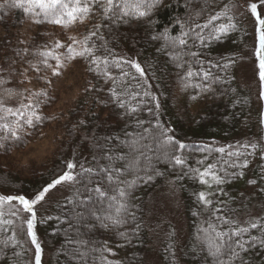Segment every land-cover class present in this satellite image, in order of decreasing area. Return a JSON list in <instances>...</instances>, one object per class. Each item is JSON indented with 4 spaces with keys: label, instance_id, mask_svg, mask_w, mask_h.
<instances>
[{
    "label": "trees",
    "instance_id": "trees-1",
    "mask_svg": "<svg viewBox=\"0 0 264 264\" xmlns=\"http://www.w3.org/2000/svg\"><path fill=\"white\" fill-rule=\"evenodd\" d=\"M211 3L212 0H115L119 7L107 15L96 7L84 19L88 21L86 35L96 31L90 41L96 56L108 61H135L145 74L141 77L129 63L122 65L123 71L129 73L125 77L109 63L107 70L115 78L109 79L103 75V64L97 69L84 58L90 89L69 112L63 127L65 141L48 169L19 176L0 167V192L31 200L67 171L69 158L79 165V182L71 183L69 191L47 214L34 221L36 237L51 253L49 264H147L144 203L166 179H172L182 192L188 233L179 259L174 238L168 235L158 251L161 264H217L208 254L202 231L210 221L218 231L249 229L230 238V242H247L244 250L237 249L239 256L226 254L221 259L230 264H264V217H251L245 222L238 217V198L249 173L229 168L226 159L232 141L245 136L246 142L252 140L256 120L259 136L262 131L252 100L236 80L237 64L250 35L244 24L229 14L233 30L217 34L212 25L204 28L213 16ZM125 4L129 5L127 9ZM139 11L146 15L139 16ZM10 15H14L11 19L15 22L20 19L19 12H9V7L1 3V22ZM222 22H228L226 17L214 24ZM180 39L186 43L181 45ZM189 69L197 74L188 77ZM204 72L209 73L207 78ZM113 90L126 101L125 108L112 99ZM131 107L136 108L134 113H129ZM157 126L168 130L167 135L176 142L168 156L155 147ZM141 135L144 139L137 148L148 159L139 157L138 170L128 168L132 156L138 155L129 144ZM180 143L185 145L183 149ZM218 148L225 151L218 152ZM173 156H180L183 163L177 165ZM80 165L95 171L91 176H81ZM105 165L120 170L121 181H136L128 190L127 211L121 214L123 223L115 226L102 219L112 214L109 201L85 191L99 186L109 196L114 194L106 175L99 172ZM209 165L222 183L216 184L211 175L201 183L200 173ZM254 170L258 176V167ZM201 192L210 204L199 200ZM3 218L9 220L5 213ZM224 220L231 223L225 224ZM253 222L257 228L250 227ZM12 232V225L7 232L0 230V264H29L17 238L14 247L2 243Z\"/></svg>",
    "mask_w": 264,
    "mask_h": 264
},
{
    "label": "rangeland",
    "instance_id": "rangeland-1",
    "mask_svg": "<svg viewBox=\"0 0 264 264\" xmlns=\"http://www.w3.org/2000/svg\"><path fill=\"white\" fill-rule=\"evenodd\" d=\"M1 3L9 5L11 0H0ZM253 3L257 4V14L264 19V3L261 0H212L211 3V15H217L227 8L228 14L243 23L250 35L237 64L236 80L239 87L252 100L255 118L261 120L262 131L259 136L257 120L254 119L256 121L252 140L246 142L245 136L232 141L230 153L238 152L240 155L226 156L229 168L234 167V170H237L238 167L243 172L249 173L248 182L238 198L240 207L238 217L239 221L244 222L251 217H264V159H262L264 156V98L261 97L262 88L255 54L257 21L249 7ZM11 11L20 13L18 22L13 21L14 15L8 16L3 22L0 18V80L7 81L6 84L0 85V99L7 106L16 107L21 100L19 93L24 95H27L28 91L48 93L47 101L40 103L36 109L43 119L34 123L32 127L22 124L19 130V135L23 138L21 141L4 140L3 137L8 136L9 133L0 129V144L4 145L0 147V167L16 175L27 176L48 169L49 163L65 141L63 127L69 112L85 91L90 89L84 58L63 60L58 76H52L50 69H42L38 76L29 67L30 63L36 62V57L32 53L38 50H53L56 54H64L65 49H55V43L59 41L67 45L71 43L69 37H84L87 33L88 21L84 20L82 23L77 21L67 27H61L48 23L42 13L38 16L25 14L22 9L9 7V12ZM18 52L19 55H17ZM50 63L54 65L55 61ZM5 89H14L18 94L10 99ZM0 115L7 116V113H0ZM15 119V117L7 116L8 121ZM5 122L0 120V123ZM252 144L256 147L252 148L250 146ZM244 145L249 147L245 148ZM245 161L247 167H242ZM68 162L75 164L76 160L69 158ZM256 167L260 173L258 176L255 175ZM78 168L79 165L72 171L76 174ZM225 169L227 170L226 166ZM249 181H256V183L250 184ZM70 184L61 183L46 193L44 200L34 206L35 220L47 214L49 208L69 191ZM209 184H211L210 181H208ZM0 196L9 195L0 192ZM17 209H22V206L17 201H12L11 204H3L0 211L13 221L15 237L26 252L29 264H35V247L27 236L26 228V218H30V214L21 210L20 218L9 215ZM143 223L148 236L145 249L146 263L161 264L158 251L168 235L174 238L179 259L186 242L188 227L183 195L172 179H166L146 197ZM37 242L42 250L41 264H49L50 251L38 238ZM178 264L181 263L178 262Z\"/></svg>",
    "mask_w": 264,
    "mask_h": 264
},
{
    "label": "snow or ice",
    "instance_id": "snow-or-ice-1",
    "mask_svg": "<svg viewBox=\"0 0 264 264\" xmlns=\"http://www.w3.org/2000/svg\"><path fill=\"white\" fill-rule=\"evenodd\" d=\"M264 3V0H261ZM8 7H13L16 9H22L25 14H33V15H40L43 14L44 18L48 23L59 25L61 27H67L69 24L74 22H83L93 11L94 8L100 7L102 9L103 14L107 15L110 13L114 8L119 7V5L115 4V0H11V3L7 5ZM129 7L128 4L124 5V8L127 9ZM139 8V5L136 6ZM251 14L256 17L257 27H256V48L255 54L258 61V68H259V79L261 81V97L264 98V19L260 18L257 14V4L253 3L250 6ZM125 15H128V12L125 11ZM139 16H145L146 12L139 11ZM221 17H226L227 23H220L218 26L214 24L215 21L221 20ZM232 17L228 15V9L217 15L211 16L209 21L203 25L204 28H208L209 25L213 26V30L217 34H223L228 32L229 30H233L235 25L231 23ZM99 26H97L98 28ZM96 35V31L90 32L82 38L76 37H69L71 43L67 45L61 44L59 41L55 43V49L64 48V54H56L53 50H38L32 55L36 57L35 63H30L29 67L31 70L35 71L39 76L40 72L43 70H51L52 76L60 75L59 69L62 68V61L63 60H72L76 57L85 58L91 61V64L95 65L97 69L100 68V65H104L103 75L108 77L109 79H115L110 76L109 71L107 70L109 63L114 64L117 69L121 70L122 76H128L129 73L123 71L122 65L129 64L140 76H144V71L137 64L135 61L129 60H101L100 57L95 55L94 52V45L90 43L92 38ZM180 44L184 45L186 42L183 39H180ZM26 51V50H25ZM20 53L18 52L17 55ZM195 56V53H192ZM50 61H55L53 65ZM227 67V65H225ZM191 69L187 72L188 77H192L196 75ZM204 77L207 78L209 75L208 72L203 73ZM51 82V81H47ZM7 81L0 80V85L6 84ZM8 94V97L14 98L18 93L14 89H5ZM21 96V100L19 106L16 107H9L7 106L2 99H0V113H7V116L15 117V120L8 121L7 116L0 115V120H5V123H0V129L8 132L9 135L3 137L4 140L11 139L13 141H21L23 138L19 135V130L21 129L22 124L27 125L28 127L34 126V123L40 122L43 117H41L36 109L37 106L47 101L48 93L46 91H28L27 95L23 93H19ZM148 93L145 92V96ZM112 99L115 100L121 108H125L126 101L115 92L112 91ZM154 99V98H153ZM129 113H134L136 111L135 107H131L128 109ZM159 127V126H157ZM148 129H145L147 132ZM166 129L163 127H159L158 136L154 137L156 140L155 147L157 150H160L163 155L168 156L170 152L173 150V146L176 142L173 141L171 136L167 135ZM144 136L141 135L138 139H134L129 144L130 150L134 154L130 162L128 163L127 167L131 169L138 170L139 165V157L143 156L145 159L148 157L145 153L137 148L140 140H143ZM252 148H255L256 145H250ZM0 147H4L3 144H0ZM185 147L184 144L180 143L179 148L183 149ZM245 148L249 147V145H244ZM151 151V148L148 149ZM216 151L223 153L225 151L224 148H218ZM230 156L232 155H240V153H229ZM109 160L112 159L111 156L108 157ZM119 159H124V157H119ZM172 159L175 160L177 165L183 163L182 158L180 156H173ZM264 159V156H262ZM77 167L76 164L73 162L67 163V171H64L62 175L58 176L54 179L50 184L43 188L42 191H39L35 197L31 200L26 199L24 196H0V208L2 205L7 203L11 204L12 201H17L22 209H17L9 213V215L15 216L20 218L19 212L22 210L24 213L30 214V218H26V228H27V236L31 239L32 245L35 247V264H41V247L37 242L36 235L33 231L34 221L36 218V213L34 211V206L38 204L40 201L44 200L46 193L49 192L50 189L54 188L56 185L61 183H77L79 182L77 174H75L72 170ZM82 172L80 173L81 176L87 175L91 176L94 173V169L92 168H84L83 165H80ZM212 165H209L208 169L200 173L201 176V183H206L203 179L211 175V179L215 181L216 184H220L223 181L219 179L216 175L211 173ZM242 167H247V162L242 165ZM99 172L104 173L106 175L110 190L114 193L113 195L109 196L105 190L101 187L97 186L96 188H85V191L89 193H95L100 199H107L109 201V207L112 210V214L103 217L102 219L109 221L112 225H119L123 223L121 219V214L127 211V204H126V197L128 195V190L134 187L136 181H121L119 179V172L118 169H113L110 165H105L104 167L99 169ZM151 179V177H148ZM250 184L256 183V181H249ZM124 185L123 187L121 185ZM113 185H115L113 187ZM209 187L212 185L209 184ZM199 200L208 205L211 201L207 200L205 193L201 192L199 194ZM81 203H87V201H81ZM3 211H0V230L5 232L9 231L11 225L13 224L12 220H5ZM100 219V217H98ZM219 219V218H218ZM225 224L231 223L230 221L224 220ZM251 228H257V223L253 222L250 224ZM247 227H239L236 228L235 231L232 232H225L223 230H216L213 226L212 222L208 223L207 229H202L205 232V245L208 251V254L213 257L217 264H230V261H225L221 259L222 256L226 254H230L232 258H236L239 256V250H244L245 242L240 241H232L230 242V238L232 236H240L244 233L248 232ZM120 235H124L121 233ZM227 238V239H226ZM5 246L11 244L13 247L16 245V237L15 233L12 234L2 242ZM264 243V241H262ZM235 245V246H233ZM105 251L110 252V249H105ZM19 255V253H17Z\"/></svg>",
    "mask_w": 264,
    "mask_h": 264
}]
</instances>
